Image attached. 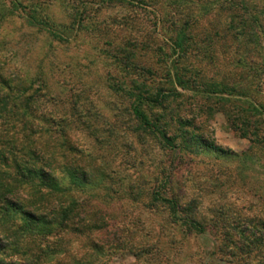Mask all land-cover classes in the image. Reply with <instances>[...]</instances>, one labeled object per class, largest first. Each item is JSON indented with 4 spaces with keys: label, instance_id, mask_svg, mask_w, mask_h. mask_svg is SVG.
I'll return each mask as SVG.
<instances>
[{
    "label": "rangeland",
    "instance_id": "374dc122",
    "mask_svg": "<svg viewBox=\"0 0 264 264\" xmlns=\"http://www.w3.org/2000/svg\"><path fill=\"white\" fill-rule=\"evenodd\" d=\"M28 16L49 21L57 35ZM0 58L46 89L47 116L85 122L72 133L96 170L107 169L91 200L112 216V238L135 223L155 244L156 264H244L246 254L226 261L219 251L227 241L218 216L231 207L264 217V116L249 112L252 101L264 111V0H0ZM216 88L227 94L196 92ZM155 93L166 108L144 109L182 150L139 136L130 104ZM163 169L171 173L166 195L188 207L198 201L206 233L145 206ZM259 232L254 262L264 255Z\"/></svg>",
    "mask_w": 264,
    "mask_h": 264
},
{
    "label": "trees",
    "instance_id": "16d2710c",
    "mask_svg": "<svg viewBox=\"0 0 264 264\" xmlns=\"http://www.w3.org/2000/svg\"><path fill=\"white\" fill-rule=\"evenodd\" d=\"M13 5L19 8L18 3ZM28 19L57 35L49 21ZM6 64L0 58V264H112L115 255L125 253L135 260L128 264H156V246L140 225L117 230L112 238V216L93 205V190L106 183L107 169L97 171L94 154L82 152L76 144L74 126L85 122L47 116L46 89L31 85L24 72L10 73ZM225 90L196 92L210 98ZM252 102L249 112L264 116L262 107ZM145 104L166 108L156 93L134 95L130 110L139 125V136L146 134L168 151L182 150L176 138L150 118ZM161 177L162 182L143 195L147 197L145 206L164 209L170 224L206 233L207 218L199 213V202L195 200L194 207H188L179 197L167 196L171 173L163 169ZM241 213L229 207L218 216L223 218L227 241L219 251L226 255V261L242 252L247 256L244 264H264V255L258 262L252 255L260 240L259 230L264 235V217ZM219 221L215 225L220 226ZM234 234L243 240L241 245L232 241Z\"/></svg>",
    "mask_w": 264,
    "mask_h": 264
}]
</instances>
